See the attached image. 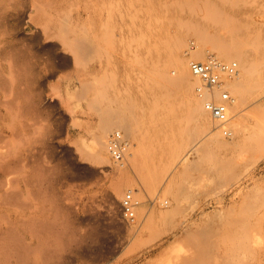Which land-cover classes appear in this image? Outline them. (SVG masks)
<instances>
[{
  "label": "rangeland",
  "instance_id": "obj_1",
  "mask_svg": "<svg viewBox=\"0 0 264 264\" xmlns=\"http://www.w3.org/2000/svg\"><path fill=\"white\" fill-rule=\"evenodd\" d=\"M180 1L188 8L179 0H0V264H264V0H196L191 10L192 0ZM177 35L187 52L233 49L216 58L238 68L230 81L240 87L224 89L238 99V124L219 134L231 146L190 155L171 174L168 154L148 143L122 170L109 155L95 161L100 111L117 108L105 110L117 119L149 78L160 80L175 114L176 163L201 137L177 96ZM244 56L251 72L241 80ZM100 77L111 103H98ZM120 118L110 122L126 125ZM126 194L138 203L129 224Z\"/></svg>",
  "mask_w": 264,
  "mask_h": 264
},
{
  "label": "bare ground",
  "instance_id": "obj_2",
  "mask_svg": "<svg viewBox=\"0 0 264 264\" xmlns=\"http://www.w3.org/2000/svg\"><path fill=\"white\" fill-rule=\"evenodd\" d=\"M162 1H164V0H162ZM188 1V0H187ZM193 1V0H192ZM189 2L188 4H190V10H191V7L192 6H196V5H194V4H196L195 3V1L196 0H194L193 2ZM198 1V0H197ZM200 1V0H199ZM160 2V1H159ZM170 2V1H169ZM173 2V1H172ZM179 2H181L180 0H179ZM164 3V2H163ZM165 3H166V1H165ZM160 4V3H159ZM158 4V5H159ZM174 4V3H173ZM185 4L187 5V2H185ZM185 4H182V2L180 3V6L179 5H177V7H178V9H181ZM162 5V3L160 4V6ZM163 5H165V4H163ZM168 5H169V3H168ZM167 5V3H166V7L168 6ZM170 5H172V4H170ZM169 5V6H170ZM182 5V6H181ZM198 5V4H197ZM160 6H158V8L160 9ZM168 6V7H169ZM172 6H176V5H172ZM172 6H170L169 8H171ZM188 6V5H187ZM181 7V8H180ZM197 7V6H196ZM162 8H164L165 9V6L164 7H162ZM169 8H168V10H169ZM174 8V7H173ZM184 8H188V7H186V6H184ZM183 8V9H184ZM161 11H162V9H160ZM159 10V11H160ZM193 10V9H192ZM188 11V10H187ZM190 12V11H189ZM192 12V11H191ZM151 12H149V13H147V16H148V14H150ZM153 13V12H152ZM195 13V12H194ZM151 15V14H150ZM149 15V17H151ZM155 15V14H154ZM152 17H153V15H152ZM150 20V22H151V18H149ZM180 21V20H179ZM148 22V21H147ZM171 22V21H170ZM168 23V22H167ZM150 24V23H149ZM176 45H173V47H176L175 48V50H174V53H173V61L171 60V58H170V61L173 63L174 62V68L176 69V71H177V77H176V84H177V89H178V95L177 96H179L181 99H182V101H184V103L186 102V105H187V107H183V108H187V117H188V115H189V118H190V120H191V122H193V125H194V128H195V130L198 132V133H201L202 135H201V137L199 138V139H197L192 145H190L189 147H187L188 148V150L186 151V152H184V155H182L179 159H178V161H177V163H176V135L175 134H173V132H171V130H172V127H173V125H174V116H175V114H173V113H171L170 112V110L169 109H167L166 107H165V104H166V102H167V98L165 99V97H164V94H163V89H162V86H161V83H160V80L159 79H147L146 81L145 80H143V81H141V82H139L140 84H139V86L136 88V90L134 91V93H133V95H132V97H131V99L129 98L128 100H127V104H125L124 106H122V105H120V106H122L123 107V110L121 109V110H118L119 112L120 111H122V114H121V112H120V114H121V116H119V117H121L120 118V122H125L126 123V125H124V123H123V125H122V127H121V125L120 126H115V125H118V124H113V122H110V119H111V117H110V115L109 114H111L112 112L114 113V111L117 109L116 108V105H115V110L114 109H112L111 111H110V109L108 108V106H107V108H105V106H104V108H102V109H108L111 113H109L108 115H107V118H108V116H109V118H108V120L109 121H107V118H105L106 117V114L109 112H105V110H103L104 112H101L100 111V113H103V114H105V117H104V115H102L101 116V120L99 119L98 121L100 122V124H97L98 125V127H97V129L95 130V134L94 133H92V136H93V134H94V138H93V141H92V145L90 146V153H91V155H92V157H93V159L95 160V161H98L99 163H107V162H109L108 161V155H109V153H108V151H107V148H106V137H107V134H108V132H110V130L111 129H114V128H116V129H119L118 130V132L120 133V129H122V132H123V135H126L125 133H127L128 135H126L127 137L129 136V137H132V140H131V142L133 141V143H131L130 145L128 144V148H127V151H126V154L124 155V161H122V162H120V163H118L119 165H118V170H122V169H124L125 167H126V165L128 164H130L135 158H136V156L137 155H139L140 154V149L141 148H144L142 145L145 143H148V144H150V146H151V148H150V151H151V149L153 148V149H158V150H160V151H162L160 154L161 155H163V153H167L168 154V158L167 159H171V161L172 162H170V164H168V165H170V168H171V171H170V174L171 173H173L175 170H176V167L178 168V167H180V166H182V165H184V163H185V161L188 159V157L190 156V155H197V153L199 152V151H201V150H204V149H210V150H217V151H220V150H223V149H225V148H227V147H230L231 145L230 144H227L226 142H224L222 139H220V129H221V127L220 126H222V125H219L217 122H215L212 118H211V116L208 114V112L205 110V108H204V100H203V98H201V99H197L196 98V96H195V94H194V88L195 87H197L198 86V88H200L201 86H200V83H199V79L196 77V76H194L192 73H191V71H190V68H189V65H190V63L191 62H202L203 60H210V59H213V60H215V61H217V62H219L217 59L219 58L220 60L221 59H226V58H228L229 56H234L233 54H232V52H233V49H232V47H224V46H219L218 48H217V50L215 51V54H212V52H210L211 50L209 49V50H204V49H206V48H203V49H200L201 48V46H199L198 45V47L194 50L193 48L189 51V52H187V51H185V50H183L182 49V45H183V42H184V36H182V35H177L176 36ZM235 51H236V49H235ZM238 52H240V50H238L237 52H236V54L238 55L239 54V56H240V54H241V52L240 53H238ZM242 54H243V52H242ZM188 55V57L190 58V60L186 57ZM204 55V56H203ZM248 56V55H247ZM247 56L245 57H242L241 58V63H242V66L240 67V77H241V80H243V79H246V76H247V74H248V72L250 71L251 72V70H249V69H251V66L249 65L250 63H249V59L247 58ZM217 58V59H216ZM235 59H237V57H234ZM239 59V58H238ZM237 59V60H238ZM251 60V59H250ZM239 61V60H238ZM206 62V61H205ZM252 62V61H251ZM219 63H221V62H219ZM241 65V64H240ZM252 65V64H251ZM249 66H250V68H249ZM253 66V65H252ZM151 67V66H150ZM149 68V67H148ZM159 69V68H158ZM238 69V68H237ZM142 70H144V68L142 69ZM150 70H152L151 72L153 73V71H154V68H151ZM160 70V69H159ZM148 70H146V72H147ZM143 72H145V71H143ZM151 72H149V73H151ZM159 73H160V71H158ZM249 72V73H250ZM142 73V72H141ZM156 74H157V71L155 72ZM239 73V72H238ZM148 74V73H147ZM236 74H237V72H236ZM235 74V75H236ZM150 75V74H149ZM148 75V76H149ZM234 75V76H235ZM249 75V74H248ZM145 76V75H144ZM234 76H232V77H230V78H224L223 79V84H222V86H221V88L220 89H222V90H224L225 88H226V90H227V88L230 86L231 88H232V90H233V87H234V89L236 88L235 87V84H233L234 82L233 81H230L231 80V78H233ZM238 76H239V74H238ZM103 77H105V79H106V76H103ZM102 77V78H103ZM113 77H114V75H113ZM240 77H239V79H240ZM100 80H101V77L99 78ZM104 79V78H103ZM108 79V78H107ZM97 80V79H96ZM109 80H110V78H109ZM113 80V79H112ZM233 80V79H232ZM240 80V81H241ZM91 81V80H90ZM111 81V80H110ZM238 80H236L235 82H237ZM239 81V82H240ZM100 82V86H102L103 84H102V82H104L103 80H101V81H99ZM106 82H107V80H106ZM85 83H88L89 85H91L89 82H85ZM92 83H93V80H92ZM108 83V82H107ZM107 83H105V84H107ZM111 83V82H110ZM87 84V85H88ZM104 84V86H106ZM109 84V83H108ZM107 84V86H109L110 87V84L108 85ZM98 85V86H99ZM231 85H234V86H231ZM239 85V84H238ZM86 86V85H85ZM106 86V87H107ZM238 87H240V86H237V88ZM90 88H91V86H90ZM95 87H93V89H94ZM101 88V87H100ZM198 88H196V89H198ZM236 88V89H237ZM242 88V87H241ZM104 89H105V87H103L102 86V89H101V91L100 90H98L99 92V101H98V103L100 102V103H104V102H108V100L110 99V98H108V99H106L107 97V95L105 96V92H103L104 91ZM107 89V88H106ZM105 89V91H107ZM111 89V88H110ZM108 90H109V88H108ZM229 90V89H228ZM231 90V89H230ZM232 90H231V92L229 91V93H231V94H233L232 93ZM225 91V90H224ZM236 91H238V90H236ZM241 91V90H240ZM227 92V91H226ZM235 94L237 93V92H235V90L233 91ZM96 93V92H95ZM108 93V92H107ZM228 93V92H227ZM240 93V92H239ZM219 95V89H217V90H215L214 91V96L215 95ZM98 96L97 94H94L93 95V97L94 96ZM229 95V94H228ZM237 95V94H236ZM235 95V96H236ZM240 96V95H239ZM91 98L90 99V102L92 101V99H95V97L94 98ZM130 97V96H129ZM198 97V96H197ZM237 98V97H236ZM97 99V98H96ZM98 100V99H97ZM111 100H113V99H111ZM111 100H109L110 102L109 103H111ZM122 100V99H121ZM125 100V99H124ZM124 100H122V101H124ZM166 100V101H165ZM115 101H116V98H115ZM93 102V101H92ZM229 102H231V103H233L234 104V106H233V108H230L229 109V107H228V104H229ZM229 102H228V104H227V122H229V121H231V123H230V126H231V124H232V126L233 125H235V126H237V120H236V118L238 117V113L240 112L238 109H239V102H238V99H236L235 100V98L234 99H230L229 100ZM95 103H97V101H95L93 104V106L94 107H96V106H98L99 107V105H97V104H95ZM109 103L108 104H106V105H109ZM124 103H125V101H124ZM184 103H183V105H184ZM116 104V103H115ZM182 104V103H181ZM96 105V106H95ZM112 105V104H111ZM182 105V106H183ZM185 105V106H186ZM118 106V105H117ZM111 107V106H110ZM176 107H177V105H176ZM93 108V107H92ZM100 108V107H99ZM112 108V107H111ZM119 108V107H118ZM179 108V107H178ZM181 109V108H180ZM99 110H101V108L99 109ZM114 110V111H113ZM184 110V109H183ZM231 110V111H230ZM177 111H178V109H177ZM232 111H234V113H231ZM239 111V112H238ZM116 112V111H115ZM186 111L184 110V113H185ZM179 113V112H178ZM230 113V114H229ZM181 114V113H180ZM183 114V113H182ZM181 114V115H182ZM112 115V114H111ZM180 115V116H181ZM184 115V114H183ZM116 117L117 116H114L111 120L112 121H114V123L117 121V119L119 118H117L116 119ZM114 118H115V120H114ZM182 118V117H181ZM180 118V119H181ZM179 118H177V120H178ZM179 119V120H180ZM190 120H189V122H190ZM212 121V122H211ZM235 121H236V123H235ZM179 122V121H178ZM226 122V123H227ZM233 122V123H232ZM119 123V122H118ZM226 123H224V124H226ZM223 124V125H224ZM121 127V128H120ZM217 128H219V129H217ZM233 128V127H232ZM93 130V129H92ZM94 131V130H93ZM226 130H224L223 131V133L222 134H224V132H225ZM92 132V131H91ZM116 132V131H115ZM226 134L228 133L227 131L225 132ZM230 133V132H229ZM229 133H228V135H223V136H225V137H228L229 136ZM220 134V135H219ZM122 135V136H123ZM231 135V134H230ZM221 137H222V135H221ZM232 138V140H233V137H231ZM231 138H228V139H231ZM125 139V138H124ZM126 140V139H125ZM127 141V140H126ZM129 143H130V141H129ZM146 147L147 148H149L147 145H146ZM147 148H145V150L147 149ZM180 149V148H179ZM129 150V151H128ZM144 150V149H143ZM148 151V150H147ZM128 153V154H127ZM142 153V152H141ZM144 153V152H143ZM149 153V152H148ZM153 153H154V151H153ZM152 153V154H153ZM155 153H156V151H155ZM155 153L153 154V156L155 155ZM151 154V153H150ZM166 155V154H165ZM159 156V155H158ZM156 157V156H155ZM160 157V156H159ZM165 157V156H164ZM163 157V158H164ZM165 158V159H166ZM191 158V157H190ZM166 159V161H169V160H167ZM186 162H188V161H186ZM130 191H132V190H130ZM135 202V201H134ZM136 204H138V203H136ZM10 230L11 231H13L11 228H10ZM1 231V230H0ZM4 231V230H3ZM10 231V232H11ZM6 232V230L4 231V233ZM12 233V232H11ZM8 234V236L10 235L9 233H7ZM7 234H5V235H7ZM2 235H4L3 233H2ZM11 236H14V234L13 235H10L8 238L10 239V237ZM1 237V236H0ZM3 238V237H2ZM6 238H7V236L5 237V238H3L4 240H6ZM11 238H13V237H11ZM14 238H15V236H14ZM22 239V238H21ZM8 240V239H7ZM22 240H24V239H22ZM21 240V241H22ZM10 241L11 242H13L14 243V240L13 239H10ZM16 241V240H15ZM17 241H18V239H17ZM8 242H9V240H8ZM10 242V243H11ZM18 242H20V241H18ZM9 243V244H10ZM13 243H11V245L13 244ZM16 243V242H15ZM21 243V242H20ZM20 243H18V245L20 244ZM25 243V242H24ZM24 243H22L23 245H24ZM27 243H29V242H27ZM17 244V243H16ZM26 244V243H25ZM31 244V243H30ZM254 247H258L259 245H260V243L259 242H257V241H255L254 243ZM252 244V245H253ZM173 245V244H172ZM14 246V245H13ZM20 246V245H19ZM18 246V247H19ZM17 247V248H18ZM21 247H24V246H21ZM27 247H29L30 248V246H27ZM13 249H15V246H14V248ZM20 249V248H19ZM19 249H17V251H20ZM27 249V248H26ZM174 250H175V248H173ZM28 250V249H27ZM26 250V251H27ZM30 250V249H29ZM28 250V251H29ZM31 251V250H30ZM13 252H15L16 254H17V252L16 251H13ZM175 252H177V249H176V251ZM14 253V254H15ZM24 253H26V252H24ZM173 254H174V251L172 252ZM172 253H171V255H172ZM15 254V255H16ZM21 254H22V250H21ZM14 255V256H15ZM23 255V254H22ZM19 256V255H18ZM174 256H175V254H174ZM20 257H21V255H20ZM11 258H12V256H11ZM18 257H16V259H17ZM22 258V257H21ZM25 258V257H24ZM170 258V257H169ZM12 259H14V258H12ZM19 259L20 258H18L17 259V261H19ZM172 259H173V257H172ZM5 260V259H4ZM23 260V259H22ZM162 260V259H161ZM160 260V261H161ZM7 261V260H6ZM163 261V260H162ZM161 261V262H162ZM22 262V261H21ZM169 262H171V260L169 261ZM168 261H167V263H169ZM165 263V262H164ZM29 264V263H28Z\"/></svg>",
  "mask_w": 264,
  "mask_h": 264
},
{
  "label": "built area",
  "instance_id": "obj_3",
  "mask_svg": "<svg viewBox=\"0 0 264 264\" xmlns=\"http://www.w3.org/2000/svg\"><path fill=\"white\" fill-rule=\"evenodd\" d=\"M191 73L201 82V87L196 89L199 99L203 98L204 108L211 118L219 125L227 122V104L230 100L228 93L221 88L224 78H230L237 72V64L219 63L213 59L206 62H191L189 65ZM219 89L218 99H215L214 91ZM226 132V131H225ZM224 132L223 135H228ZM107 151L114 163H120L124 159L128 148V142L118 132H113L107 139ZM121 215L123 220L129 224L135 220L134 209L136 202L131 194H126L121 200Z\"/></svg>",
  "mask_w": 264,
  "mask_h": 264
}]
</instances>
